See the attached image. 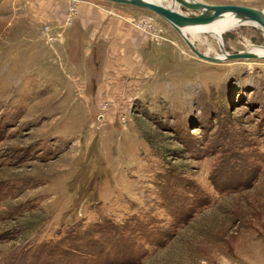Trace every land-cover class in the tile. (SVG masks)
I'll return each instance as SVG.
<instances>
[{
  "label": "rangeland",
  "instance_id": "obj_1",
  "mask_svg": "<svg viewBox=\"0 0 264 264\" xmlns=\"http://www.w3.org/2000/svg\"><path fill=\"white\" fill-rule=\"evenodd\" d=\"M137 10L167 61L102 100L72 16L0 0V264H264V55L223 58L264 49L262 30L197 33L208 62Z\"/></svg>",
  "mask_w": 264,
  "mask_h": 264
},
{
  "label": "crops",
  "instance_id": "obj_2",
  "mask_svg": "<svg viewBox=\"0 0 264 264\" xmlns=\"http://www.w3.org/2000/svg\"><path fill=\"white\" fill-rule=\"evenodd\" d=\"M8 4L27 5L28 10L35 9V16H72L67 43H75L77 36L81 59L102 62L99 74L105 79L97 84L102 100L131 95L150 82L158 64L167 61L166 46H156L150 32L138 27L150 17L137 10L141 8L77 0H8ZM71 7L73 13H69Z\"/></svg>",
  "mask_w": 264,
  "mask_h": 264
},
{
  "label": "water",
  "instance_id": "obj_3",
  "mask_svg": "<svg viewBox=\"0 0 264 264\" xmlns=\"http://www.w3.org/2000/svg\"><path fill=\"white\" fill-rule=\"evenodd\" d=\"M114 2L118 4L130 5L144 10H148L165 22H167L175 31L180 33L187 26H199L210 23L213 20L226 14H234L240 16L248 21L257 23L264 29V18L262 11L237 5H210L196 0H172L175 6L178 8H184L192 12H198L190 16L187 13H182L175 8H169L151 0H104ZM195 56L199 59L208 62H220L221 60L211 58L204 54H201L194 46L185 41ZM252 59L256 58L253 54H235L225 55L224 59ZM222 59V60H224Z\"/></svg>",
  "mask_w": 264,
  "mask_h": 264
},
{
  "label": "bare ground",
  "instance_id": "obj_4",
  "mask_svg": "<svg viewBox=\"0 0 264 264\" xmlns=\"http://www.w3.org/2000/svg\"><path fill=\"white\" fill-rule=\"evenodd\" d=\"M151 1L159 3V4L162 3L163 5L168 3V6L166 5V7H169V8H173V7L175 8L176 7L174 5V3L172 2V0H151ZM262 14H263V18H264V11H262ZM244 25H251V26H254L256 28H261L262 33L264 35V29L262 27H260L257 23H255L253 21H248V20H246L240 16H236L234 14L223 15V16L219 17L218 19L213 20L210 23H207L204 25L187 26L179 33V35L182 37V39L184 41H187L188 43H190V45H192L193 40H199V36L197 35V33H200L202 35L207 34V35H210V37L213 40L218 42V46L221 48L222 44H223L222 38H221L222 34L225 32L233 30L235 27L244 26ZM188 37H190V39ZM203 43L205 44V46L207 47V49L209 51L215 52V49L212 46V44L210 43V41L205 40V41H203ZM245 52L246 53H242V54H253L256 57L257 56L260 57L261 55H264V49L257 48L255 46H248V49ZM217 57H221V56L218 55ZM224 57H225V55H223V58Z\"/></svg>",
  "mask_w": 264,
  "mask_h": 264
},
{
  "label": "built area",
  "instance_id": "obj_5",
  "mask_svg": "<svg viewBox=\"0 0 264 264\" xmlns=\"http://www.w3.org/2000/svg\"><path fill=\"white\" fill-rule=\"evenodd\" d=\"M74 9L73 7L70 8L69 13H73ZM151 17H148L145 20H142L140 23H138V27L143 28L144 30L149 31L150 33V39L154 42V43H158L160 40V36L158 34V31L156 30V27H154V25L151 23Z\"/></svg>",
  "mask_w": 264,
  "mask_h": 264
}]
</instances>
